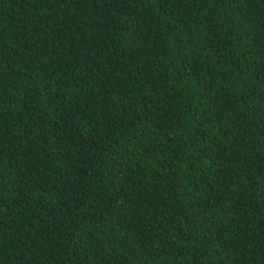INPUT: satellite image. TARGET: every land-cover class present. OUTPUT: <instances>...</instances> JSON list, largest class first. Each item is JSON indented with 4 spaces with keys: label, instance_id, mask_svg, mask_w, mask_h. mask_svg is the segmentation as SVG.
Returning a JSON list of instances; mask_svg holds the SVG:
<instances>
[{
    "label": "trees",
    "instance_id": "1",
    "mask_svg": "<svg viewBox=\"0 0 264 264\" xmlns=\"http://www.w3.org/2000/svg\"><path fill=\"white\" fill-rule=\"evenodd\" d=\"M0 264H264V0H0Z\"/></svg>",
    "mask_w": 264,
    "mask_h": 264
}]
</instances>
